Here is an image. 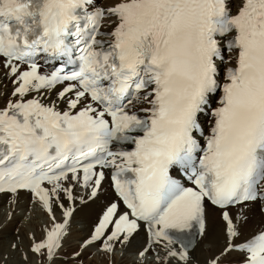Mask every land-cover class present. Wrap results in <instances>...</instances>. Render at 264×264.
Masks as SVG:
<instances>
[{"label":"bare ground","instance_id":"obj_1","mask_svg":"<svg viewBox=\"0 0 264 264\" xmlns=\"http://www.w3.org/2000/svg\"><path fill=\"white\" fill-rule=\"evenodd\" d=\"M128 1L102 0L100 3L105 8H113ZM241 2L227 1L228 10L235 11ZM185 39L183 37L182 41ZM259 43L264 47V38ZM255 53L263 54L264 51ZM236 54L228 55L230 63L222 65L224 76L234 66ZM199 56L201 51L196 40L194 58L175 56L182 63L181 77H174L178 88H187L193 69L194 85L198 84V72L203 69ZM249 56L253 61L261 59V56ZM15 90L17 94L12 93ZM62 90L63 85L52 87L48 73L40 71L37 80L22 93L18 76L0 61V110L12 109L17 103L28 100H37L62 112H71L73 106L75 109L84 107L83 100L61 97ZM112 200L114 197L106 182H102L98 190L94 184L83 188L79 179L72 176L64 182L42 185L33 196L24 192L0 195V264H236L245 256L235 248L264 231V217L259 212L258 203L230 208L228 223L222 220L220 211L205 205L200 237L195 247L185 254L171 243H151L142 230L127 238L102 239L86 244L94 237L97 220ZM45 212H49V216ZM47 242L49 245L46 246ZM71 243L77 244L76 248L73 249V245L72 248H64ZM40 245L45 247L38 250ZM96 249L104 252H95L90 261H83L88 252ZM77 250H81V254ZM141 254L146 256L140 257Z\"/></svg>","mask_w":264,"mask_h":264},{"label":"rangeland","instance_id":"obj_2","mask_svg":"<svg viewBox=\"0 0 264 264\" xmlns=\"http://www.w3.org/2000/svg\"><path fill=\"white\" fill-rule=\"evenodd\" d=\"M44 214L47 215V216H49V214H48L47 212L44 213ZM44 219H45V217H44ZM72 245H73L72 243H71V244H68V245H66V247H64V248H67V247L72 248V247H73V249H74V248H76V246H77V244H75V245H73V246H72ZM71 246H72V247H71ZM64 248H63V249H64ZM73 251H74V250H73ZM77 251H78V250H77ZM101 251H103V250H100V249H99L98 251H97V250H95V251H94V250H91L90 252H88V255H85V256H84V260H83V261H90V260H91V257L95 254V252L103 253V252H101ZM92 252H93V253H92ZM78 254H81V250L78 251ZM115 254H119V253H118V252H115ZM129 256L135 257V256H133V255H131V254H130ZM144 256H146V255L144 254V255H142V256H140V257H144ZM147 258H150V257H147ZM62 259H63V258H62ZM66 260H67V259L65 258L64 261L66 262ZM73 262L75 263L76 260H74Z\"/></svg>","mask_w":264,"mask_h":264}]
</instances>
